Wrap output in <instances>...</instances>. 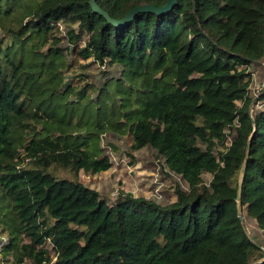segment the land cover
I'll use <instances>...</instances> for the list:
<instances>
[{
  "label": "trees",
  "instance_id": "1",
  "mask_svg": "<svg viewBox=\"0 0 264 264\" xmlns=\"http://www.w3.org/2000/svg\"><path fill=\"white\" fill-rule=\"evenodd\" d=\"M96 1L122 19L168 0ZM2 26L15 30L8 48L0 43V133H9L0 137V231L13 264H264L236 204L253 117L242 202L264 230V90L251 117L248 71L264 63V0H177L169 12H142L122 26L89 0H0ZM75 51L119 76L105 71L99 87L78 89L63 72ZM33 118L43 126L31 127ZM129 132L132 158L151 147L186 181L176 201L121 189L110 202L80 179L112 167L103 134Z\"/></svg>",
  "mask_w": 264,
  "mask_h": 264
},
{
  "label": "rangeland",
  "instance_id": "2",
  "mask_svg": "<svg viewBox=\"0 0 264 264\" xmlns=\"http://www.w3.org/2000/svg\"><path fill=\"white\" fill-rule=\"evenodd\" d=\"M26 22V18L24 19ZM11 25L14 24L11 22ZM64 28L61 24L60 30ZM77 29V26H75ZM11 29V28H10ZM6 30L4 26L0 28V43H3L6 48L10 46L15 40V30ZM61 34V33H60ZM64 34V33H63ZM24 34L23 37H26ZM37 40L35 36H32L30 43ZM29 43V42H28ZM84 43L81 42L80 46ZM48 45L44 47V50ZM75 51L74 54L66 55V61L68 62V69L63 70L64 77L67 82H71L78 89H81L85 83H94L96 87L101 84V79L105 76L103 72H109L108 76L118 77L120 69L116 66H109L107 63H100L94 60V58L82 59ZM248 71L252 73L253 81L250 85V94L254 96V103L250 105L251 113L257 110H261L262 102L259 99V95L264 90V63L261 65H250ZM97 92L94 88H89L87 96L94 98ZM31 127L43 126L39 119L33 118L29 120ZM34 131V130H33ZM21 134V133H20ZM25 134L31 137L32 130L29 129ZM8 131H2L0 137L8 136ZM73 138L78 141L80 147L89 149L90 142L88 139L82 137L78 132H74ZM80 135V137L78 136ZM112 145L106 144L107 139ZM3 139V138H2ZM15 143L22 150L21 137L14 135ZM132 133H126L122 137L116 138L112 135H102L101 143L107 149V154L112 160V167L100 174H91L81 171L80 179L83 183L91 188L98 190L107 201H115L117 194L121 189L130 191L135 196H144L149 199H153L158 203L168 204L176 201V187L181 186L183 189H188V184L175 172L171 171L164 162L163 158H158L156 152L151 147H145L140 150L134 151V157L128 154L133 144ZM222 149V146L220 148ZM60 177H70V174L64 170L57 172ZM212 179L211 173H204L203 180L205 184H209ZM244 223L249 236L257 243L261 244L264 248V230H262L256 220L251 218L245 213ZM27 241L28 239L25 238ZM48 247L52 250L51 243H48ZM12 259L11 254H5L4 258L0 257V264H12L11 261L5 259ZM4 259V260H3Z\"/></svg>",
  "mask_w": 264,
  "mask_h": 264
},
{
  "label": "water",
  "instance_id": "3",
  "mask_svg": "<svg viewBox=\"0 0 264 264\" xmlns=\"http://www.w3.org/2000/svg\"><path fill=\"white\" fill-rule=\"evenodd\" d=\"M176 3H177V0H168L166 4L160 5V6H156L152 3L141 4V5H138L134 8H132L122 19H114L110 16V14L106 10H104L97 3L96 0H89V4L91 5V7L93 8L94 11L102 14L108 20L109 23H112L113 25H116V26H122V25L129 23L131 20L134 19L135 15L142 13V12H154L157 14L169 12L175 6ZM249 113L252 117L251 108H249ZM252 121L254 124V128H253V131L247 140L245 156H244V159H243L240 171H239V175H238V188H237V195H236V204H237V215L242 221L244 220V217H245L244 206H243V202H242L243 182H244V178H245V172H246V168H247V163H248V159H249V153H250V148L252 145L253 136H254L255 131H256V126H255V122H254L253 117H252ZM252 264H256V263H252Z\"/></svg>",
  "mask_w": 264,
  "mask_h": 264
},
{
  "label": "built area",
  "instance_id": "4",
  "mask_svg": "<svg viewBox=\"0 0 264 264\" xmlns=\"http://www.w3.org/2000/svg\"><path fill=\"white\" fill-rule=\"evenodd\" d=\"M8 242H9L8 235L6 233H2L0 231V257L2 256L4 258V255H5L4 248H5V246L7 245ZM54 259H55V257H54ZM5 260L6 261L9 260L13 264V258L11 260L6 258Z\"/></svg>",
  "mask_w": 264,
  "mask_h": 264
}]
</instances>
